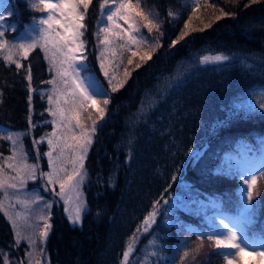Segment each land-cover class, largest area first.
I'll list each match as a JSON object with an SVG mask.
<instances>
[{"label":"trees","instance_id":"16d2710c","mask_svg":"<svg viewBox=\"0 0 264 264\" xmlns=\"http://www.w3.org/2000/svg\"><path fill=\"white\" fill-rule=\"evenodd\" d=\"M7 1L5 22H12L17 30L41 13L29 0ZM200 4L191 27L203 31H190L173 45L191 14V5L186 6L185 0H141L142 8L159 13L164 23L159 32L141 28L150 43L139 47L133 65L127 64L131 51L124 52L117 81L125 79L127 68L131 74L126 83L116 92L103 89L106 97H98L101 104L103 98L110 102L102 104L105 114L96 119L97 130L84 162L87 175L82 190L87 211L80 224L72 225L61 204L52 206L51 228L43 246L48 264H122L119 256L130 243L133 255L157 252L150 264H225L217 254L220 250L206 237L200 247L197 237L214 230L206 221L211 213L237 214L241 184L233 156L241 157L243 147L259 152L264 141V111L258 106L264 94V0H200ZM211 4L215 6H207ZM169 10L181 13V18L173 19ZM221 11L226 14L217 20ZM99 15L98 0H93L84 21V55L89 71L100 78L95 64ZM156 38L160 47L151 59L141 61L140 55L151 50ZM216 54L230 59L200 64L201 56ZM21 63L23 67L17 70L0 55V127L28 132L23 143L30 159L33 140L49 131L42 91L50 72L39 49ZM135 63L141 67L135 68ZM29 65L34 89L31 103L26 79ZM9 148L6 134H0V154H7ZM255 187L260 195L254 197L251 229L259 233L264 231L261 173ZM155 201H159L156 222L148 231L137 233ZM153 238L156 244L150 246ZM197 248L199 254L192 259ZM185 250L190 255L182 262ZM24 251L25 245L16 244L0 213V264L5 260L16 264L23 260Z\"/></svg>","mask_w":264,"mask_h":264},{"label":"snow or ice","instance_id":"6c2138e0","mask_svg":"<svg viewBox=\"0 0 264 264\" xmlns=\"http://www.w3.org/2000/svg\"><path fill=\"white\" fill-rule=\"evenodd\" d=\"M253 3L256 0H252ZM31 7L45 15L33 18V23L26 26L27 40L18 43L10 42L6 38L5 28L15 29V25H5L0 23V55L3 60L11 65L14 64L17 70L23 67L21 61L28 60L29 54L39 49L43 53L44 59L48 62L51 78L43 83L51 86L48 94L47 109L48 114L53 117L52 131L47 136L48 151L44 153L48 160V171L41 173V179H47V186H52L53 195H59L65 205V212L68 213L70 224L77 225L81 223L82 213L87 211L86 203L81 199V187L85 182L86 171L84 169V160L88 149L93 143V137L96 133V119H92L91 128L85 127L83 121L85 112L89 106H94L99 117L103 118L105 107L101 106L98 97H106L103 87L96 79V76L90 73L87 64V56L84 55L87 40L85 33L87 25L84 23L93 0H29ZM186 6L191 5V14L184 21V29L177 39L172 40L175 45L186 36L190 31H203V28L191 27L193 17L196 16L201 7L200 0H185ZM100 15L98 19V29L95 33L97 37V50L99 55L100 72L108 81L112 92H116L123 87L130 76V71L125 68L124 80L117 81V73L120 65L123 63V54L131 51L127 59L128 65H133V57L137 56L139 47H147L148 39L142 34L141 28H146L149 33L155 29L160 31L163 20L159 18V13L146 11L141 6V0H98ZM214 7L215 4L207 5ZM216 19H220L225 15ZM8 15H12L9 11ZM168 15L175 20L181 18V13H174L169 10ZM5 16L0 13V22L5 21ZM107 21L105 24L104 21ZM123 22V24L121 23ZM127 25V27H124ZM207 27V25H206ZM162 35V33H161ZM137 46V51H132V46ZM160 47V39L156 38L152 42L150 51L140 55L141 61L151 59L152 52ZM19 57V58H16ZM230 57L224 54L204 55L200 57V64H213L228 61ZM141 67L140 63H135V68ZM26 79L29 81L28 92L29 102L31 103L32 73L31 66H28ZM114 81L117 83L114 84ZM110 98H103L102 104L108 105ZM259 108L264 111V94L258 102ZM31 112V107H29ZM91 119V116H89ZM48 123V121H45ZM31 116H29V128H32ZM0 131H3L0 129ZM25 131L8 130L7 140L11 144V155L2 157L0 154V211L9 219L15 230L16 241L19 245L21 240H27L31 251L26 252V256L31 261L35 259L37 240L36 233L29 236H23L16 230L17 221L12 218L5 210V203L14 206L20 204L25 209L35 212L36 220L43 222V227L39 229V244L41 253L45 251L43 245L46 243L51 224L46 210L53 206V202L44 200L36 193L31 199L21 198L20 193L24 192L27 182L37 178L36 172L39 167V157L36 163L28 162V154L23 143ZM42 142V141H40ZM38 141L33 140L34 146ZM131 143V140L129 141ZM249 150L250 147H249ZM55 153V155H53ZM258 160L253 158V162L246 168L237 170V177L241 180L239 196L241 197L240 207L236 215H224L218 213L213 218L217 227L213 231L201 233L197 239L200 240V247H203V238L210 242L211 246L217 250L218 255H222L225 264H242L241 258L255 257L264 264V231L255 233L251 229L253 212L255 204L254 197L260 195L256 190L257 175L259 171L264 175V141H260ZM247 155L246 153L244 154ZM71 166L70 169L68 166ZM175 180V176L172 177ZM59 186V193H56L55 186ZM44 190L47 191L48 187ZM75 194V197L71 195ZM73 202L72 210L69 211V203ZM168 203L167 200L164 201ZM36 204L37 209L32 205ZM159 212V201H155L150 211L143 219L142 224L137 229V233L143 229L148 231L156 222V216ZM19 213L17 216L19 217ZM167 215V213H166ZM167 222V221H166ZM39 227V225H37ZM137 233L133 234V239ZM156 238L149 241V245H155ZM132 252V245L123 251L122 264H130L129 256ZM199 254V248L194 250L192 259ZM157 252H146L148 258L144 264H150V258L156 256ZM189 251L185 250L181 260L189 257ZM5 264H9L5 260ZM16 264H22L17 261ZM39 264V261H36Z\"/></svg>","mask_w":264,"mask_h":264},{"label":"rangeland","instance_id":"374dc122","mask_svg":"<svg viewBox=\"0 0 264 264\" xmlns=\"http://www.w3.org/2000/svg\"><path fill=\"white\" fill-rule=\"evenodd\" d=\"M7 2H8L7 0H0V13H3L4 16L7 15L6 14ZM43 15H45V14L44 13H39L38 15H36V18H39V17H41ZM0 23H4L5 25H14L12 22H7V21L6 22L3 21V22H0ZM32 23H33V19L29 20L25 25H23L18 30L16 29V27H15V29L6 27L4 29L5 32H6V38H9L10 42H16V43H18V42H20L22 40H27L28 37L26 36L25 28H26V26H30ZM104 23L106 24L107 21L105 20ZM125 27H127V25H125ZM7 31L10 32V35H8ZM98 55H99V51L97 50L96 56H98ZM16 58H19V57H16ZM93 59H94V57H93ZM199 61H200V59H199ZM45 62L47 64V66H48V62L46 60H45ZM85 63L88 65V62H85ZM95 64L97 65L96 66L97 68L96 67L95 68L98 69V72L100 74V78L97 77L96 74L93 71L90 72V73H92V74H94L96 76V79L100 82V84L102 85L104 90L106 88L110 90L111 87L109 86L108 81L105 79L103 74L100 72L99 62H98L97 58H96ZM187 65H189V64H187ZM48 69H49V66H48ZM50 78H51V74H50ZM114 84H115V81H114ZM50 88H51V86L47 85L46 88L42 91V92L46 93L47 109L49 108L48 94H49ZM101 106H102V104H101ZM47 114H48V111H47ZM84 116H85V119H84L83 123H84L85 127H87V128H91L92 119H98L99 118V115H98V113H97V111H96L94 106H89V108H88L87 112H85ZM89 116H91V119L89 118ZM52 119H53V117H51L48 114L46 120L49 123V125H48L49 126V131L47 133H40L39 138L35 140V141H38V142H40V141H42V142L36 144L35 146H34V144L32 142L34 155L30 159H28V162L29 163H36L37 162V158L39 157V167H38L37 172H36L37 178L35 180H30V181L27 182L26 189L24 190V192L20 193V196H21L22 199L23 198L31 199L32 196H34L36 193H39L43 197L44 200H47L49 202L55 201V203H53V205L61 204L62 208H63V211H64V214L66 215V217L68 219V213L65 212V205H64L63 200L60 198L59 195H56V196L53 195V188H52V186H47V179L46 178L41 179V173L48 171V160H47V157L44 155V153L48 151L47 136L52 131V124L50 123L52 121ZM0 129L3 130L2 127H0ZM25 132H27V131H25ZM2 133H5L6 137H7L8 130L6 131L5 128H4L3 131H0V134H2ZM27 134H28V132H27ZM41 143H42V146H39V145H41ZM240 151H241V157L233 156V162H235L237 164V170L239 168L248 167L253 162V158L258 160V157L260 155L259 152H256V151H254L252 149L249 150L248 147H243V148H241ZM245 153L247 154L246 156L244 155ZM9 155H11V144H10V148L8 149L7 154L2 155V157H6V156H9ZM53 155H55V153ZM2 157H0V159H2ZM84 162H85V160H84ZM68 167L70 169L71 166L69 165ZM259 173L260 172L257 171L256 175H258ZM85 180H86V178H85ZM239 181H240V184H241V180L240 179H239ZM45 186L48 187L47 191L44 190ZM82 188H83V185H82L80 191L82 193L81 199L84 201V193H83ZM55 191H56V193H59V186L58 185L55 186ZM71 195L73 196V198L75 197L74 193H72ZM0 198H2V194H0ZM12 204L14 206L10 207L8 205V202H6L5 203V210L8 211L9 214L12 216V218L17 221L16 230L20 231L23 236H29V235H32L33 233H36L35 238L37 240V247H36L37 255H36L35 259L31 261V264H36L37 260L39 261V264H48L47 259H46V255L44 254V252L41 253V251H40L41 245L39 244V236H38L39 229L43 227V222L36 220V216H35V212L34 211L25 209L20 204H16L14 199L12 200ZM68 207H69V211H71L72 207H73V202L72 201H70ZM32 208L33 209H37L38 206L36 204H33ZM51 208L46 210V213L49 215V218H50ZM0 213L7 220L8 224H9V226L11 228V231H12L13 239H14V241L17 244L15 230L13 229L12 223H10L9 219L4 215L3 211H0ZM17 213L20 214L19 217L17 216ZM84 213H82V216H83ZM218 213H222L224 215L231 216L230 214H227V213H224V212H220V211H216V212L211 213L207 217L206 221H207L208 224L212 225L214 229L217 227V225L214 222L213 218L216 217ZM37 225H39V227H37ZM211 231H213V230H211ZM20 244H24L25 245L24 258H23V260H20V261H22V264H30L29 258L26 256V252L31 251L32 249L29 247V244H28L27 240H21L19 245ZM132 252H133V250H132ZM132 252H131V254L129 256L130 264H144V261L146 259H148L145 256V253L146 252H151V251L150 250H146L145 252H143V255H140V254L133 255ZM119 260H121V261L123 260V252L120 254ZM241 261H242V264H261V261L259 259L255 258V257H243V258H241Z\"/></svg>","mask_w":264,"mask_h":264}]
</instances>
